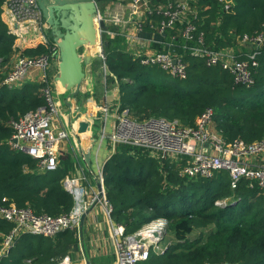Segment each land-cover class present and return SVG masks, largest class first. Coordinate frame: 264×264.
<instances>
[{
  "label": "trees",
  "instance_id": "16d2710c",
  "mask_svg": "<svg viewBox=\"0 0 264 264\" xmlns=\"http://www.w3.org/2000/svg\"><path fill=\"white\" fill-rule=\"evenodd\" d=\"M4 1L0 0V205L30 207L36 214L56 217L73 207L71 195L62 186L73 167L67 161L55 171L40 172L35 159L8 144L13 133L11 122L45 105L42 90L53 88L54 57L50 54L46 83L26 81L12 88L1 84L12 66L14 51L2 15ZM97 1L102 11L106 3L116 0ZM225 1L228 9L219 0L189 2L197 12L196 33H203L206 48L232 49L239 59L257 51L251 87L234 84L226 71L207 67L181 47L176 51L187 62V74L184 79L174 78L158 67H145L133 60L124 52L122 37L103 35L104 60L99 62L106 68V86L118 87L120 111L128 110L138 121L163 118L193 126L209 108L213 129L225 141L264 138V42L259 47L240 45L243 35L264 33V0ZM177 42L184 44L182 39ZM50 45L26 48L22 54H48ZM88 94L75 98L85 102ZM89 108L95 111L92 104ZM180 163L181 159L169 162L142 148L119 144L103 166L110 216L124 227L125 235L156 218L168 221L160 242L163 251H151L140 264H264V194L244 180L232 187L224 171L211 179L181 177ZM10 228L0 222L4 232ZM77 252L78 229L61 231L54 237L25 234L16 239L0 264H55L64 257H76Z\"/></svg>",
  "mask_w": 264,
  "mask_h": 264
},
{
  "label": "built area",
  "instance_id": "2783aa9c",
  "mask_svg": "<svg viewBox=\"0 0 264 264\" xmlns=\"http://www.w3.org/2000/svg\"><path fill=\"white\" fill-rule=\"evenodd\" d=\"M191 0H116L117 8H111L112 1L106 6L105 16H101L107 25L102 35L113 39L123 38L124 52L145 67H158L166 74L184 79L187 74V62L176 48L190 51V56L201 59L207 67H220L232 76L233 83L247 88L254 83L253 69L257 67V51L244 54L239 59L236 51L223 49L213 51L204 46L203 33H196L194 23L197 12L189 2ZM224 8H229V2ZM122 8V9H121ZM2 15L7 33L13 39L12 66L2 80L9 88L19 87L26 81L47 82L50 68V54L56 52L50 45L49 27L43 20L37 0H5ZM165 33L167 34L165 36ZM178 39L184 44L180 46ZM188 42L193 45L188 46ZM264 42V33L256 36L243 35L240 45H256ZM53 46L48 54L25 56L26 48ZM154 45H160L158 50ZM55 51V52H54ZM104 60V56L100 55ZM104 70H105V66ZM51 87L42 90L45 105L13 120L12 136L8 144L12 149L21 151L37 161L40 172L55 171L60 167L62 144L68 138L65 129L57 125V102ZM106 115L109 107H101ZM114 122L109 134L105 131V122L100 131L101 140L107 139L109 157L119 144L142 148L161 159L174 162L181 159L179 175L187 179H211L215 173H228L231 186L242 180L250 188H257L264 194V138L245 142L241 139L225 141L213 129V111L207 108L194 122L193 126H184L177 120L149 118L138 121L132 118L128 110L120 111L115 107ZM80 171V169H79ZM97 182L103 187V204L110 215L103 184V172L100 171ZM63 189L73 199L72 209L56 217L36 214L30 207H17L14 204L0 205V222L11 225L10 230L0 229V259L7 256L17 238L25 234L54 237L67 229H78L81 215L97 198L98 190L86 183L84 176L66 175L62 180ZM168 221L156 218L145 223L136 232L125 235L121 225L112 227L115 246V264H140L145 262L151 251H163L160 242L165 235ZM55 264H74L70 257H64Z\"/></svg>",
  "mask_w": 264,
  "mask_h": 264
},
{
  "label": "crops",
  "instance_id": "0c3cea01",
  "mask_svg": "<svg viewBox=\"0 0 264 264\" xmlns=\"http://www.w3.org/2000/svg\"><path fill=\"white\" fill-rule=\"evenodd\" d=\"M106 5L107 3L101 11L102 17L106 14ZM89 50L92 54L97 53L96 56L101 58V53H98V51H100L99 45L89 47ZM90 65L91 66L85 65L84 67L86 76L84 80L85 84L82 85V90L79 93L81 94L84 92L83 90H85L86 93H89L88 98L86 99V106L83 105L84 101L81 102L75 97H70L67 93H59L55 91V97L58 107L56 123L59 129L67 130L66 132L68 134V138L62 144L63 151L60 159L61 167L65 166L64 163L69 161L70 168L73 167V172H69L71 173V176H84L86 183L90 185L94 191L97 190V177L99 172L102 171L105 162L109 158V144L103 149L101 147V142L105 139L99 141L98 146L93 151L94 143H97L98 140V138L95 139V136L97 135V137L99 136V139H101L100 131L104 122L106 131V121L108 119V115H106L105 121V114L101 115V117H98L97 115L98 113H101V107L108 106L109 111L114 107L115 110V107L119 105V92L117 85L106 86V68L104 71V67H101L102 72H100L93 64V59ZM90 104L95 107L94 112L89 108ZM96 118L99 119V125L96 124L95 121L94 123L92 122L93 119L95 120ZM111 118L114 119L113 115ZM113 122L114 120L110 123V130L112 129ZM81 123H86L87 125L83 131H80ZM92 153L94 154L92 155ZM84 154L89 155V163L85 161ZM99 156L102 157L101 162ZM92 157L95 162L94 169L92 168ZM75 164L80 168L78 173ZM115 226L116 224L112 221L111 216L107 214L106 207L103 204L98 203L85 218L83 227V245L79 244L80 251L83 246L84 253L88 258L94 259L98 257L100 258L101 255H106L101 258L106 257L110 260L113 259L115 262V241L112 236V227ZM73 260H77L76 257H73L72 261ZM78 262L79 261L77 260L76 263ZM73 263L76 264L74 261ZM83 264H85V261Z\"/></svg>",
  "mask_w": 264,
  "mask_h": 264
},
{
  "label": "water",
  "instance_id": "95a60500",
  "mask_svg": "<svg viewBox=\"0 0 264 264\" xmlns=\"http://www.w3.org/2000/svg\"><path fill=\"white\" fill-rule=\"evenodd\" d=\"M37 4L43 20L49 27V38L56 47V52L52 55L55 62L52 86L59 93H67L70 97H75L81 92L86 77L84 67L91 66L93 59L89 47L99 45L98 53L103 55L102 34L107 30V25L101 17L99 2L97 0H37ZM86 127V123H81L80 131ZM83 156L89 163V155ZM97 190V198L80 218L78 237L81 245H83L85 218L103 197V187L99 182H97ZM85 264H90L89 260H85Z\"/></svg>",
  "mask_w": 264,
  "mask_h": 264
},
{
  "label": "rangeland",
  "instance_id": "374dc122",
  "mask_svg": "<svg viewBox=\"0 0 264 264\" xmlns=\"http://www.w3.org/2000/svg\"><path fill=\"white\" fill-rule=\"evenodd\" d=\"M113 2V1H112ZM109 7H111L112 9L113 8H117L118 6H117V2H113V3H111V6H109ZM122 9V8H121ZM94 55V58H93V60H94V63H95V67H97L98 68V70L100 71V72H102V69H101V64H100V60L102 61V59H100L99 58V56H96L97 55V53H93ZM102 66H104V65H102ZM105 71V70H104ZM164 79L165 80H168V78H166V77H164ZM163 79V80H164ZM155 81V80H154ZM157 82H158V80H156ZM160 81V80H159ZM85 84V81H84V83H83V85ZM55 88L53 87V89H52V94H53V97H54V99L56 100V97H55V90H54ZM84 92H82V93H85L86 91L85 90H83ZM89 100V99H88ZM62 104H64V103H62ZM83 105L84 106H86L87 105V101L85 100V102L83 103ZM114 112H115V110H114V107H112V110H110L109 111V114H108V119H107V121H106V133L107 134H109L110 132H111V130H110V123L112 122V120H114V119H112L111 117H112V115H114ZM101 115H104V113H98V117H101ZM99 119L98 118H96L95 120L93 119V123H94V121H95V123L96 124H98L99 123V121H98ZM101 124H102V122H101ZM99 125V124H98ZM67 131V130H66ZM98 138V140H97V143H94V148H93V151H94V149L98 146V142L99 141H101V139H99V136L97 137V135L95 136V139H97ZM107 139H105V140H103L102 142H101V147H102V149L104 148V147H106L107 146ZM63 151V150H62ZM64 153V152H63ZM94 153H92V155H93ZM99 159H100V162H101V160H102V157H100L99 156ZM75 166H76V171H77V173L79 172V167H78V165H76L75 164ZM92 168L94 169L95 168V162H94V158L92 157ZM197 231L198 230H196V233H195V235L197 234ZM193 236H194V234H193ZM79 244H81L80 243V241H79ZM82 251V252H81ZM80 251V246H79V252H77V253H79V254H76V259L79 261L78 263L79 264H83L84 263V261L85 260H89V262H90V264H115V262H114V260L112 259V260H110L109 258H106V257H104V258H101V257H103V256H106V255H101V257L99 258H88L86 255H85V253H84V250L82 249ZM83 253V254H82ZM103 253H105V252H103ZM100 254H101V250H100ZM73 259V258H72ZM71 259V260H72ZM77 260H73L75 263L77 262ZM78 263H76V264H78Z\"/></svg>",
  "mask_w": 264,
  "mask_h": 264
},
{
  "label": "bare ground",
  "instance_id": "6f19581e",
  "mask_svg": "<svg viewBox=\"0 0 264 264\" xmlns=\"http://www.w3.org/2000/svg\"><path fill=\"white\" fill-rule=\"evenodd\" d=\"M96 46V45H95Z\"/></svg>",
  "mask_w": 264,
  "mask_h": 264
}]
</instances>
